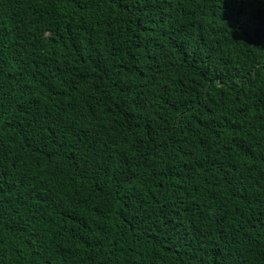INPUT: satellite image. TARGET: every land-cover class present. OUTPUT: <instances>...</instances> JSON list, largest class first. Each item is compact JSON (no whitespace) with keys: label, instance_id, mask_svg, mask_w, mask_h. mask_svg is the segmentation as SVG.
I'll use <instances>...</instances> for the list:
<instances>
[{"label":"trees","instance_id":"1","mask_svg":"<svg viewBox=\"0 0 264 264\" xmlns=\"http://www.w3.org/2000/svg\"><path fill=\"white\" fill-rule=\"evenodd\" d=\"M0 264H264V0H0Z\"/></svg>","mask_w":264,"mask_h":264},{"label":"snow or ice","instance_id":"2","mask_svg":"<svg viewBox=\"0 0 264 264\" xmlns=\"http://www.w3.org/2000/svg\"><path fill=\"white\" fill-rule=\"evenodd\" d=\"M236 24L240 25L241 27L245 26L247 21L244 18H238L234 21Z\"/></svg>","mask_w":264,"mask_h":264}]
</instances>
